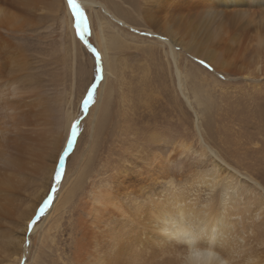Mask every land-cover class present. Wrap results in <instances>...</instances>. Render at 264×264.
Listing matches in <instances>:
<instances>
[{"label": "rangeland", "instance_id": "obj_1", "mask_svg": "<svg viewBox=\"0 0 264 264\" xmlns=\"http://www.w3.org/2000/svg\"><path fill=\"white\" fill-rule=\"evenodd\" d=\"M75 1L71 0L68 6L67 0H61V4L54 0H40L42 4L38 6L39 10L37 7L33 9L35 20L26 27L28 30L25 28L19 34L1 31L12 46L6 55L25 59L22 60L24 69L19 75L27 76L24 86L30 87L26 95L30 101L41 96L47 110V126L41 123L38 128L43 124L47 133L48 130L54 133L51 132V136L55 139L51 144L53 151L45 152L40 165L34 167L36 171L25 173L15 183L17 189L14 188L9 197V214L1 221L0 237L3 241L0 242V254L5 256L11 247L6 243L7 239L24 236L23 252L17 264H94V255L90 256V253L99 252L103 245L100 236H107L121 220L119 209L104 208L96 215L89 213L92 209L88 204L92 201L91 191L97 192L96 189L105 187L116 197L120 208L127 212L128 227L123 232L126 238L120 239L126 249L135 247L136 253L143 251L139 264L177 263L179 254L175 250L178 249L155 238L158 233L145 218L146 213L138 218L133 215L130 199H141L150 193L154 199L164 200L171 187L161 182L172 179L192 202L202 204L208 196L196 191L192 181H197L198 168L212 167V158L207 151L199 156L203 147L199 142L198 128L206 146L227 163V167L220 166L223 167L220 170L222 176L237 170L239 180L245 181L249 187L256 182L259 187L252 192L246 189L239 191L238 204H231L233 208L228 210L231 218L238 216L239 220L225 225L231 234L227 233V237L223 236L225 238L219 241L218 249L222 250L224 264H264V123L260 122L263 121L261 111L264 113L261 106L264 104V80L249 84V81H234L226 74L216 73L214 76L206 64L182 52V70L188 74L206 72L202 87L206 83V87L213 86L212 82L215 84L212 91L207 90L209 98L200 89L199 100L202 103L197 105L192 100L189 87L199 88V82L187 81L192 109L179 92L174 70L168 66L163 51L154 43L155 40L145 35L144 23L138 18L141 1L91 0L98 13L109 10L107 14L102 13L112 24L115 21L111 12L115 6L125 20L136 21L134 29L126 35L128 48L108 53L114 74L108 78L101 103L99 95L106 78L102 51L95 38L98 13L92 7L84 6L81 0ZM80 9L87 22L82 20ZM64 11H69L75 33L74 63L69 41L59 29ZM110 32L108 28L104 31L105 34ZM130 34L135 37L132 41ZM89 45L100 53L99 62ZM169 62L172 63L171 60ZM93 83L96 85L94 99L85 110L87 101L83 106V100ZM98 107L101 110L95 114ZM66 115H70V121ZM92 118H96L94 124ZM77 121L80 122L77 138L64 157L61 180L57 183L54 177L59 158L64 155L72 126ZM66 122H70L68 126ZM23 130L27 131V136L30 129L25 127ZM181 145L190 149H182ZM49 173V179L45 180ZM81 173V187L72 199L70 193L67 205H59L57 209L60 208L47 217L50 205L55 203L58 195L65 197L69 184ZM216 192L217 187L211 190V195ZM49 195L53 199L34 225L38 228L36 232H32L34 227L29 228L30 223L27 228L22 227L26 218L36 216ZM36 196L40 201L32 209ZM216 202L219 203L218 200ZM31 209L34 211L28 216ZM259 209H263L261 215L255 217L254 212ZM130 228L134 231L132 236ZM94 240H97L95 245L101 242L91 251ZM4 263L2 258L0 264Z\"/></svg>", "mask_w": 264, "mask_h": 264}, {"label": "bare ground", "instance_id": "obj_2", "mask_svg": "<svg viewBox=\"0 0 264 264\" xmlns=\"http://www.w3.org/2000/svg\"><path fill=\"white\" fill-rule=\"evenodd\" d=\"M54 1L61 4V0ZM89 1L83 2L81 0L84 6L86 5L90 8L93 3L91 0ZM140 1L141 6L140 10H138V18L144 23L143 26L147 31L145 35L149 39L155 40L154 43L163 51L168 66L174 70L178 90L190 108L193 109V104L189 100L188 80L193 79L199 82V88L189 87L192 93V100L197 105H201L200 103H202L199 100L200 89L208 96L209 92L207 90L212 91L215 84L212 82L213 86L206 87L207 83L205 81L206 84L203 85L206 88H203L202 81L205 80L204 76L207 75L206 72L199 71L200 74H188L189 72L182 70L180 62L182 52L194 60L205 61L204 64L212 70L211 72L214 73V76H216V73L226 74L234 81L244 80L249 81V84H258L261 80H264V0ZM76 3L81 5L79 1ZM40 4H42L40 0H0V228L1 221L6 219V216L9 214V197L15 188V183L18 182L17 180L25 175V173L32 171L34 167L39 166L40 158L45 155V152L53 151L51 144L55 138L51 135L54 133L49 130L47 133L43 125L47 126L46 118H48V115L42 102V97L39 96L36 99L34 96H30V98L34 99L32 101L29 100L26 94L30 86L27 88L24 86L27 76H25L26 74L21 77V74L19 75L24 69V62L22 60L25 59L21 60L20 56L10 58L11 56L8 57L6 55L12 46L4 36L5 34L23 33L26 27L31 26L33 20H35V15L32 14L33 9L37 7V10H39L38 6ZM49 9L51 8L49 7ZM53 9L55 8L51 10ZM92 9L94 10V7ZM112 10L114 11L111 12V18L115 21L114 24L110 23L112 21L108 20L104 15L109 10L102 11L104 13H98L99 10H94L98 13L96 20L98 28L95 38L98 47L102 51L104 78H106L104 80L105 84L102 85V90L100 89L102 92L98 90L101 92H99L101 94L99 95V102H101V96L108 78L114 74L112 66L110 67L111 63L108 53L120 48H128L127 44L129 42H127L126 35L128 36V31L134 29V25H136V21L125 20L117 6ZM64 13V18L60 21L59 29L61 35L69 41L68 47L73 59L75 57L73 53V50H75V46L73 45L75 44V33L73 32L69 11H64ZM107 28L111 30L109 34L104 33ZM1 31L5 34L3 35ZM130 38L132 41L135 37L130 34ZM165 48L168 49L167 52ZM24 58L26 57L24 56ZM169 60H171V64ZM28 79H30L29 76ZM212 79L215 82L214 77ZM26 100L29 101L26 103ZM261 106L264 107V104L262 103ZM99 109L100 107L96 108L94 113L98 114ZM261 113L263 121L260 122L263 124L264 113L262 111ZM195 114L197 118V113L195 112ZM66 117L70 121V115L69 117L66 115ZM95 119L92 118V124H94ZM41 123H43V127L38 128ZM69 123H67V126ZM25 127L30 129L27 136L25 135L27 131L23 130ZM197 131L199 142L204 148L199 152V156L201 157L203 152L207 151L208 154H211L212 158V167L205 168V166H201L198 168L197 181L196 183L192 181V184H195L196 191L206 193V196H208L202 201V204L192 202L184 191H180V187L177 186L174 180L168 179L161 182L164 185L169 184L171 187L166 199H154V195L150 193L147 197L141 199L132 197L130 199V209L137 218L141 214L146 213L145 218L158 233L155 236L156 239L161 240L167 245H175V248L178 249L175 252L179 254L178 261L175 264H204V258L197 252L188 249L186 245V241L192 239L197 241L194 245L195 248L204 249L212 247L215 250L218 254V259L213 264H224L225 260L221 256L222 250L218 249L219 241L223 236L227 237V233L228 235L231 234L225 225L239 220L238 216H236L237 218H231L228 210L233 208L231 204H238L237 197L239 196V191L246 189L247 192H252L253 189H258L259 187L255 185L256 182H253V178L250 180L253 184L249 187L248 184H245V181L239 180V172L231 170L229 167L231 171L222 176L220 170L223 167L220 168V166H226L227 163L223 159H220L216 151H212L206 146L200 129L197 128ZM181 148L190 149L185 145H181ZM49 177L50 173L46 176L45 180H48ZM248 179L250 178L248 177ZM81 184L82 173L81 175L77 174L73 182L69 184L67 188L69 191H65L66 195L64 198L60 195L57 196L55 203L50 205L46 211L47 217H50L51 212L55 211L59 205L66 206L70 193L72 199V195L81 187ZM45 185L47 186L48 183ZM216 187V194L211 195V190ZM96 191H91L92 201L88 204L92 206V209L91 211L89 210V213L96 215L104 208L119 209L121 220L118 221L116 228L112 229L107 236H100L103 245L100 247L99 252L90 253V256L94 255V264H139L143 251L136 253L135 247L126 249L120 239V237L126 238L123 236V232L128 227L126 210L120 208L116 197L105 187H101V190L96 189ZM38 201H40V198L36 196L32 209L36 204L38 205ZM32 209L28 216L33 213L34 210L32 211ZM262 210H256L254 216H260ZM32 220L33 217L31 218V216L26 218L22 227L27 228L28 223ZM37 229L34 226L32 232H36ZM133 233L134 231L130 228V236ZM2 241L3 237H0V242ZM96 242L97 240H94L91 244V251L101 241L95 245L94 243ZM6 243L10 244L11 247L7 252L4 247L6 255L0 254V260L3 258L4 264L19 262L21 259L20 255L23 252L24 236L12 237L9 241L7 239Z\"/></svg>", "mask_w": 264, "mask_h": 264}, {"label": "snow or ice", "instance_id": "obj_3", "mask_svg": "<svg viewBox=\"0 0 264 264\" xmlns=\"http://www.w3.org/2000/svg\"><path fill=\"white\" fill-rule=\"evenodd\" d=\"M70 3H71V0H67L68 6H69ZM80 11L82 13V20L87 22L84 12L81 9H80ZM75 23H76V20H75ZM88 47H89L90 51L92 53H94L96 61L99 62L101 60L100 53L94 47H92L91 45H89ZM200 63L204 64L205 61H200ZM97 71L99 72V69ZM95 90H96V85L93 83L91 85V87L89 88V90L87 91L86 98L83 100V106H85V101H87V107L86 108L84 107L85 110H87L89 104L93 101ZM79 123L80 122L77 121L76 123L73 124L72 130H71V134H70V137H69L68 142H67V147L64 149V155L59 158V167L57 168V170L55 172V177H54L57 183L60 182V180H61V169H63L64 163H65L64 157L68 154V150L73 147V143H74V141L77 138V129L79 127ZM52 190L55 191V188L53 187ZM52 199H53L52 195H49L43 201L42 205L39 208L38 213L36 214V216L33 218V220L29 224V228L30 229L32 227H34L36 222L40 219V215H42L45 212V210L48 208L49 203H50V201Z\"/></svg>", "mask_w": 264, "mask_h": 264}, {"label": "clouds", "instance_id": "obj_4", "mask_svg": "<svg viewBox=\"0 0 264 264\" xmlns=\"http://www.w3.org/2000/svg\"><path fill=\"white\" fill-rule=\"evenodd\" d=\"M196 243L197 241L194 239L186 241L188 249L197 252L200 256L204 258V264H213V262L218 259V254L212 247L198 249L194 247Z\"/></svg>", "mask_w": 264, "mask_h": 264}]
</instances>
